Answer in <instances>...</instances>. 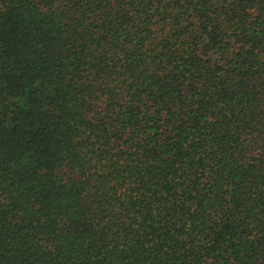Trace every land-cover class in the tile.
Instances as JSON below:
<instances>
[{"label":"trees","instance_id":"obj_1","mask_svg":"<svg viewBox=\"0 0 264 264\" xmlns=\"http://www.w3.org/2000/svg\"><path fill=\"white\" fill-rule=\"evenodd\" d=\"M0 264H264V0H0Z\"/></svg>","mask_w":264,"mask_h":264}]
</instances>
